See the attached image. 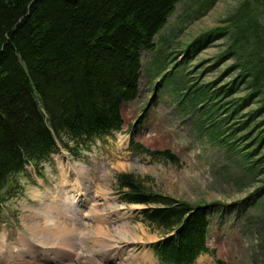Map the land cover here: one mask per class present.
Segmentation results:
<instances>
[{"label": "rangeland", "instance_id": "374dc122", "mask_svg": "<svg viewBox=\"0 0 264 264\" xmlns=\"http://www.w3.org/2000/svg\"><path fill=\"white\" fill-rule=\"evenodd\" d=\"M256 13L257 21L263 23V0H180L153 37V48L141 52L138 94L123 104L120 130L83 139L77 153L62 148L39 169L27 166L8 183L7 189L14 191L0 207V264H18L21 258L36 263L41 257L27 246L28 241L46 249L64 246L78 256L92 251L93 259H101L98 232L105 227L114 258L103 257L104 262L166 264L151 248L162 231L140 218L145 205L119 200L116 174L120 172H131L145 190L192 205H209L210 251L193 264H264V169L257 160L264 142L248 160L244 154L251 145H244L250 140L242 138L259 140L264 114L256 115L243 131L234 128L264 101L254 97L248 107L227 119L247 86L240 83L234 93L211 95L220 86L227 88L239 71L257 68L264 58V43L259 38L256 46L250 38L240 48L242 37L236 34L241 16L247 21ZM221 25L232 28L214 39L202 37L204 46L192 44ZM233 63H237L235 69L227 72ZM131 141L151 150L169 149L179 161L173 164L138 154L130 147ZM71 142L76 144L69 139L71 147ZM62 207L74 213L81 230L69 227L68 234L56 233L63 226L61 220L67 219ZM32 220L41 228L46 225L44 232L38 233ZM48 238L50 245L41 244ZM59 260L55 257V264Z\"/></svg>", "mask_w": 264, "mask_h": 264}, {"label": "trees", "instance_id": "16d2710c", "mask_svg": "<svg viewBox=\"0 0 264 264\" xmlns=\"http://www.w3.org/2000/svg\"><path fill=\"white\" fill-rule=\"evenodd\" d=\"M179 1L0 0V207L14 191L7 189L8 183L27 166L39 169L62 148L77 153L83 139L120 130L122 106L138 94L141 52L153 48V37ZM257 15L247 21L241 16L236 23L240 48L250 38L255 46L258 38L264 43V22L259 23ZM232 26L204 32L192 44L204 46L202 37L223 36ZM228 51L227 56L233 49ZM256 67L239 71L227 88L212 90L213 97H222L234 93L240 83L247 86L227 119L248 107L254 97L264 101V58ZM262 114L264 102L234 128L243 131ZM261 125L257 142L256 137L241 135L250 140L244 145H251L244 154L248 160L264 142V120ZM69 139L76 144L71 142V147ZM130 147L153 159L179 161L169 149L151 150L134 141ZM259 153L257 160L264 169L263 147ZM116 184L119 200L145 205L139 211L141 220L162 231L161 238L151 243L161 262L193 264L199 255L209 253V205L145 190L131 172L117 173Z\"/></svg>", "mask_w": 264, "mask_h": 264}, {"label": "bare ground", "instance_id": "6f19581e", "mask_svg": "<svg viewBox=\"0 0 264 264\" xmlns=\"http://www.w3.org/2000/svg\"><path fill=\"white\" fill-rule=\"evenodd\" d=\"M75 197L74 196H72L71 197V200H72V202H73V199H74ZM78 201H80V200H78ZM72 202L70 201V204L72 205ZM64 206V205H63ZM72 209V208H71ZM61 211L62 212H65V213H63V214H65L66 215V217H67V219H65L64 218V221L63 220H61V222H63V224H61V225H63V226H61V227H59V230L56 232V233H58V234H60V233H62L63 235L64 234H68L69 232H68V228L70 227V228H73V229H75V230H79L81 227L80 226H78V223L76 222L77 220H76V218H74V213L72 214V212L70 213V210H69V208H64V207H62V209H61ZM66 212H69V213H66ZM64 217V216H63ZM30 220H31V218H30ZM58 220V219H57ZM35 221V220H34ZM33 220H32V224L34 225V226H36L37 228H38V233H42V232H44L43 231V229L46 227V225H44L45 227H43V225H42V228H41V225L39 224V222H34ZM77 224H76V223ZM32 224H31V227H32ZM43 224H45V223H43ZM100 224V223H99ZM70 225V226H69ZM60 226V225H59ZM84 228V227H83ZM64 229V230H63ZM81 230V229H80ZM71 231V230H70ZM74 231V230H73ZM128 231H129V229H128ZM109 231L107 230V228L105 227L104 228V230H100L98 233H100V239H99V241H98V243H97V247H98V249H97V254L101 257V259H97V260H95V259H93V254H94V252H92V251H89V252H87V253H85V254H87V255H85V254H80V256H78V252L75 254V253H72L73 251H68V250H66V248L64 247V246H61V247H59V248H57V249H55V247H52V246H50V248L49 249H46V248H42V247H38V246H36V245H32V242L30 243L29 241H28V247L29 248H31L32 249V252H34V253H36V256L38 257V256H40L41 258L40 259H37V261H36V263H34V264H55V262H54V260H55V257L56 258H58V259H60L59 260V262L60 263H58V264H108V263H106V262H104L103 260L105 259L106 260V258H103V257H106L107 256V259L108 258H110V259H112V258H114V257H112V255H111V251H112V249L113 248H109V247H113L112 246V243L110 242V240L108 239L110 236H109V233H108ZM38 233H36L35 232V234H38ZM129 234V233H128ZM55 235V234H54ZM97 235V234H96ZM124 236V235H123ZM22 238V237H21ZM24 239H26V238H24ZM55 239V238H54ZM126 239V238H125ZM27 240V239H26ZM24 241V240H23ZM73 241V240H72ZM25 242V241H24ZM41 242V244H44L45 246H48V245H50V243H52V241H50V239L48 238L47 240H41L40 241ZM95 242V241H94ZM26 243V242H25ZM96 243V242H95ZM95 243H93V244H95ZM36 246V247H35ZM64 248V249H63ZM91 248H93V246H91ZM90 248V249H91ZM106 249V252H105V254L103 253L104 252V250ZM31 252V253H32ZM96 252V251H95ZM113 252V251H112ZM48 254H50V255H53V256H51V258H50V256H48ZM32 255V254H31ZM20 256L21 257H23V255L22 254H20ZM19 256V257H20ZM48 256V257H47ZM200 256H203V254L202 255H200ZM31 258H32V256H30ZM63 257H66L65 258V260H67V262L65 263L64 261H63ZM79 257H81V259H79ZM95 257V256H94ZM97 257V256H96ZM52 259V260H51ZM57 260V259H56ZM32 261V260H31ZM30 261V258L27 260H24V258H21V262L19 261L18 262V264H32V262ZM108 261V260H107ZM45 262V263H44Z\"/></svg>", "mask_w": 264, "mask_h": 264}]
</instances>
